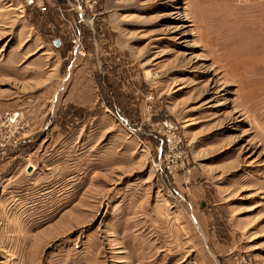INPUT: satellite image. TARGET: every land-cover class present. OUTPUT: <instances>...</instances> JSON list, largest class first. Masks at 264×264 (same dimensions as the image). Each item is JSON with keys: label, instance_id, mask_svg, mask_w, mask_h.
<instances>
[{"label": "rangeland", "instance_id": "374dc122", "mask_svg": "<svg viewBox=\"0 0 264 264\" xmlns=\"http://www.w3.org/2000/svg\"><path fill=\"white\" fill-rule=\"evenodd\" d=\"M28 1L0 0V264H264V0Z\"/></svg>", "mask_w": 264, "mask_h": 264}, {"label": "built area", "instance_id": "2783aa9c", "mask_svg": "<svg viewBox=\"0 0 264 264\" xmlns=\"http://www.w3.org/2000/svg\"><path fill=\"white\" fill-rule=\"evenodd\" d=\"M28 4H34V0H29ZM43 11L46 10V6L43 4V2H39L37 4ZM92 1L85 3L84 5L79 4H73L72 5V11H74L75 15L79 18V24H85V11L92 8ZM71 44L73 48V52L75 55L79 56H86V48L83 42V34L82 29L77 24L74 26L72 36H71ZM20 116L19 113H15L14 117L11 119V123H18V117ZM162 129L164 130L163 138H162V144L159 148L160 157L159 160L162 163V159L164 156H167L168 152H172L176 147L179 141L176 140L177 137V131L178 127L171 119H166L161 124ZM160 163V162H159ZM161 163L159 166H161ZM228 264H251L249 260L245 258V256H239L235 257L232 260L228 262Z\"/></svg>", "mask_w": 264, "mask_h": 264}, {"label": "crops", "instance_id": "0c3cea01", "mask_svg": "<svg viewBox=\"0 0 264 264\" xmlns=\"http://www.w3.org/2000/svg\"><path fill=\"white\" fill-rule=\"evenodd\" d=\"M75 19L77 20V22H79V18L76 16ZM76 22V25H80L79 23ZM59 40L60 41V46L62 45L63 43V40L60 39V38H54L53 39V44L55 45V41ZM56 46V45H55ZM57 47V46H56ZM72 67H86L85 63H83L81 65V62H78L77 64H73V62L71 61L70 65H69V69H71ZM198 222V221H197Z\"/></svg>", "mask_w": 264, "mask_h": 264}, {"label": "water", "instance_id": "95a60500", "mask_svg": "<svg viewBox=\"0 0 264 264\" xmlns=\"http://www.w3.org/2000/svg\"><path fill=\"white\" fill-rule=\"evenodd\" d=\"M55 45L60 46V41L59 40L55 41Z\"/></svg>", "mask_w": 264, "mask_h": 264}]
</instances>
